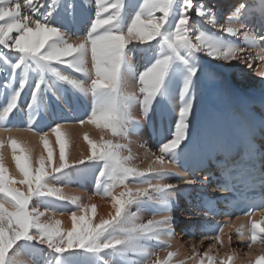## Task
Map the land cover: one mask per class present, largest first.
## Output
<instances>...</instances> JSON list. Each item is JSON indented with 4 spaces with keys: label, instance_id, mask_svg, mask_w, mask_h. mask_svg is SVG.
Here are the masks:
<instances>
[{
    "label": "snow or ice",
    "instance_id": "1",
    "mask_svg": "<svg viewBox=\"0 0 264 264\" xmlns=\"http://www.w3.org/2000/svg\"><path fill=\"white\" fill-rule=\"evenodd\" d=\"M253 15L246 0L236 4L224 22L210 6L194 0H0V94L4 97L0 132L19 130L10 120L27 96L26 130L37 133L47 152L38 156L34 166L32 149L25 143L11 135L6 141L0 139V264L29 260L32 264H171L178 252L168 251L161 259L153 248L171 247L176 194L198 183L177 166H184L201 82H215L237 65L264 81V34L253 30ZM259 15L258 31L264 33V7ZM137 56L143 62L140 70L134 63ZM177 95L179 104L174 105ZM77 100L90 105L78 123L95 125L102 134L96 141L85 132L89 155L69 162L64 118L54 122L49 131L59 146L56 164L49 133L36 124L53 102L71 107ZM166 108L176 112L173 126L156 144V151L146 149L145 156L152 160L141 168L133 163L132 138L151 139L157 134L153 117L163 116ZM259 130L264 137V119ZM6 143L21 179L9 174L3 154ZM260 147L264 149V144ZM248 150H255L254 132ZM90 168L97 169L93 195L108 199L114 209L98 222L95 204L82 203L80 196H69L57 186L73 182L74 174ZM172 177L177 183L162 182ZM260 182L264 189V167ZM223 187L228 188V181ZM64 204L76 209L70 212V228H63L59 219L42 220L49 212L55 216ZM203 207L204 215L219 214L212 200H204ZM259 210L264 216V199ZM142 211H152V218L143 219ZM256 211L249 205L245 213L249 249L257 242L264 244V220L254 219ZM245 227L229 220L201 231H218L211 239L223 246L225 228L242 236ZM214 247L209 243L201 254L194 244L186 259L195 264H232L234 254L212 255ZM254 264H264V255L257 256Z\"/></svg>",
    "mask_w": 264,
    "mask_h": 264
},
{
    "label": "bare ground",
    "instance_id": "2",
    "mask_svg": "<svg viewBox=\"0 0 264 264\" xmlns=\"http://www.w3.org/2000/svg\"><path fill=\"white\" fill-rule=\"evenodd\" d=\"M239 2H242V0H237L235 2V5ZM246 2L249 4L250 8L253 10V12L257 13V21H258V27L260 28V21L261 17L259 15L261 7H264V5H261V0H246ZM227 10V9H225ZM225 10H220L218 13H216V16L218 15H224L222 13H225ZM253 19V18H252ZM257 25V24H256ZM206 28H211L210 25H203ZM80 27L83 29L85 25H80ZM257 27V29H259ZM257 34H260L258 32ZM264 34V33H263ZM260 49H252V51L255 53L256 51H259ZM143 63V62H142ZM258 63V62H257ZM138 67V66H137ZM227 71V70H226ZM240 75L242 76V81L239 84L238 87H235L233 85H229L227 87V90L223 88L224 82H220V84L215 81H209L204 80L201 82L198 91H197V106L195 111V116L193 117V126H192V138L189 144V148L186 152V155L183 160V165L190 166L193 162H202L207 163V161H211V159L217 155L218 148L223 150L225 146L228 144L230 140V133L229 128L227 125V117L231 116L233 108L235 106H238L240 110V115H244L248 124L250 131H254L255 135H260V122L262 119H264V81L261 80L258 76L255 74H247L241 69ZM229 72V71H227ZM3 82V77L0 76V83ZM220 86H218V85ZM2 91V90H0ZM26 100L27 96L24 97V99L21 102V109H26ZM207 100V101H206ZM259 101V108L255 107L254 102ZM4 103V97L2 94H0V106H2ZM76 104V108L73 107V105ZM174 105L179 104V97L178 95L173 100ZM62 107L66 108V111L70 113L73 112V115H77V117H85L86 111H88L90 105L87 102L83 101H74L69 107L68 105L60 104L57 105L55 102L52 103L51 107L42 113L40 115V119H38L37 128L41 131H47L49 133L48 139L50 142L51 147L54 150V162L56 164L59 163V146L56 143L55 134L50 132L49 129L51 126H53V123L50 122L52 117L55 116L56 111L61 112ZM71 109H69V108ZM170 114L176 115L175 111H169L167 108L165 109ZM178 111V109H177ZM53 112V114H52ZM63 112V111H62ZM65 112V111H64ZM24 114V113H23ZM202 114L198 119L197 116ZM24 116V115H23ZM22 112L16 113L12 116L10 120V124L17 125L19 130L17 128H13L11 132L4 131L0 132V139H4L5 141L7 138L11 135L15 138H17L19 141L25 143L28 147L32 149V158H33V164L35 166L36 160L38 156L43 153L45 156L47 155V152L45 151L42 143L40 142V138L34 131H28L26 130V126L22 125L26 118H23ZM234 116V115H233ZM56 117V116H55ZM60 117V116H59ZM63 117V116H62ZM57 118V117H56ZM55 118V120H56ZM76 119V117H74ZM157 118V121L160 122L162 120V125L157 131V134L153 135L151 139L148 138L147 135L144 137H133L132 143H131V149L133 155L136 156V159L133 161V163L137 164L141 168H145L148 166V164L151 162L152 157L145 156L146 149H151V151L155 150V145L162 140L166 135L169 133V125L167 124V116L165 118V113L163 116L160 114H157L155 116V119ZM171 118V117H170ZM175 118V117H174ZM203 118V119H202ZM61 119V118H60ZM73 119V118H72ZM67 121L64 120L63 123V129L67 132L68 137L70 139V147L67 149V156L69 162L73 160H79L82 158V156L89 155V145L87 142L83 139V134L85 132L88 133L89 137L93 140L99 141V138L102 134L101 129H98L95 125L91 124H85L81 126L78 123V119L75 121ZM50 120V121H49ZM172 120V119H171ZM202 120V121H201ZM61 122V120L57 119L56 122ZM22 122V123H21ZM26 122V121H25ZM54 122V121H53ZM200 123V124H199ZM160 124V123H159ZM158 124V125H159ZM26 125V124H25ZM157 126V125H155ZM195 126H199L198 128ZM197 129V131L195 130ZM194 130L196 131L194 134ZM105 138H110L109 134L107 132L103 133ZM259 141H261V138H259ZM144 143V146L142 147L141 144ZM219 151V152H220ZM3 154H4V162L9 169V174L17 179H21L22 175L19 172V170L16 168L14 161L11 158V149L5 144L3 148ZM195 160V161H194ZM177 166V170L186 175L188 178H193L192 175H190L189 171L186 170L185 167ZM191 167V166H190ZM94 171H97L96 168H94ZM96 173L94 174L93 168H90L86 172L73 176V182L69 183L66 181L59 182L57 184L58 187H61L63 189V192L69 196L76 195L80 196L82 198V203L86 204H95L97 206V215L95 217V221L98 222L101 217L107 218L109 213H114V209L111 206V203L108 199L102 198L99 195H93L94 192V178ZM219 179H216V182H214L213 186L215 188L219 186L220 183V177L222 174H217ZM200 176V174H199ZM198 181V186H209L210 181L209 180H199V178H196ZM155 182V181H153ZM163 183H177V180L175 177L169 178L165 181H162ZM222 182V181H221ZM135 186V185H130ZM193 186V185H192ZM211 186V185H210ZM212 186V187H213ZM16 187L20 188L22 191L27 190L26 185H20L17 184ZM186 186L182 187L185 188ZM197 187L199 190L202 188ZM211 188V187H209ZM223 188V187H220ZM219 188V189H220ZM194 189V188H193ZM204 189V188H203ZM218 189V190H219ZM117 192L120 191V189H116ZM182 191V190H180ZM179 191V192H180ZM223 191L220 189V192ZM186 193V191H183L182 193L176 194V204L179 203L180 196ZM188 193V192H187ZM190 194V193H188ZM180 195V196H179ZM193 195V194H191ZM89 196H91V200H89ZM186 196V194H185ZM188 196V195H187ZM189 197V196H188ZM189 199V198H188ZM186 200V199H184ZM198 202V201H197ZM196 202V203H197ZM198 204V203H197ZM64 204L61 205L56 211L55 216H52L51 212H49L48 215L42 218V220H48V219H59L63 222L62 227L65 229H68L71 227V220H70V212L73 210H76L71 206V208H67ZM199 205V204H198ZM40 206V205H36ZM70 206V205H69ZM179 206V205H177ZM7 207V205H6ZM43 211V207L40 206ZM198 208V207H196ZM177 209L175 206L172 215L174 216V211ZM194 209V208H192ZM196 210V209H195ZM201 210V209H200ZM135 211V209H133ZM198 211V210H197ZM196 212V211H195ZM152 211H142L140 215L143 219L147 220L152 218ZM80 213L78 212V215ZM198 214V213H197ZM201 215V213H199ZM203 214V213H202ZM89 215H91V211L89 210ZM198 216V215H197ZM203 218V215H201ZM200 216V217H201ZM192 219L191 217H189ZM258 218L260 220H264V216H261V213L258 215ZM232 221H235L236 224H245V230L242 237L239 239L242 243L246 241L249 238L248 236V220L245 217H236L230 219ZM199 229V228H198ZM201 232V231H200ZM233 234H237L234 230L229 232L227 228L224 230V234L222 235L223 245L225 247L220 248L222 250L217 249L216 243L215 249L218 250V253H221V256H224L226 254V248H229L230 242H229V236ZM202 234V232H201ZM207 236V235H206ZM235 236V235H234ZM212 238V237H211ZM238 240V241H239ZM182 241V240H181ZM177 241L176 239L172 238V244L173 246L165 251L157 252L153 248V251L158 253L160 258L163 259L168 251L178 252L179 254L174 256L172 258L171 264H177L178 261H185V264H195V261L192 259H186L188 254L187 251L184 250V246H182V242ZM181 242V243H180ZM225 249V250H223ZM158 250V249H157ZM160 250V249H159ZM158 250V251H159ZM229 250V249H228ZM214 251V250H212ZM251 253V255H248V253ZM236 253V252H235ZM228 254V253H227ZM242 254V257H239V255ZM238 258H235L232 262V264H254L255 258L259 255H264V244H257L253 245L251 249H249L247 246L246 248L240 253H236ZM186 257V258H185ZM189 257V256H188ZM219 257V256H218ZM155 258V257H153ZM182 258H185L183 260ZM28 264H32V262L29 260Z\"/></svg>",
    "mask_w": 264,
    "mask_h": 264
},
{
    "label": "rangeland",
    "instance_id": "3",
    "mask_svg": "<svg viewBox=\"0 0 264 264\" xmlns=\"http://www.w3.org/2000/svg\"><path fill=\"white\" fill-rule=\"evenodd\" d=\"M237 0H194V2H197V3H205L206 5H208V6H210L211 8H212V10L215 12V13H218L220 10H225V9H227V10H225V13H222V14H224V15H221L220 16V14L218 15V19H220L221 20V22H224V19L227 17V15L229 14V12H230V10H232L233 9V7L235 6V2H236ZM257 16H258V14L257 13H255L254 12V15L252 16V18H251V23L252 24H254L255 25V29H253L254 31H256L257 33L259 32L258 30L259 29H257V27H258V21H257ZM193 19H197L196 17H195V14H193V17H192ZM257 24V25H256ZM85 27H86V25H85ZM259 28V27H258ZM260 34H263V33H260ZM134 63L138 66V70H140L141 68H142V60L140 59V57L139 56H137V57H135L134 58ZM254 67H255V65H254ZM240 69H242V71H244L245 73H247V74H254V72H253V70H249V69H247L246 67H244L243 65H237V66H235L234 68H228V69H226L227 71H229V72H227L226 70L224 71V72H222L221 73V75H220V77L216 80L219 84H220V82H224V85H223V88L225 89V90H227V87L229 86V85H233V86H235V87H238L239 86V84L241 83V81H242V76L240 75ZM242 83H243V81H242ZM218 85V84H217ZM218 86H220V85H218ZM207 101V100H206ZM254 104H255V107H257V108H259L260 106H259V101H255L254 102ZM73 107L74 108H76V104L75 105H73ZM67 108H69V107H67ZM62 109L63 110H61V112L59 113V111H56V114H55V116L57 117H52L51 119V121L50 122H52L53 124H54V122H56L57 121V119H59V120H61L60 118H62V116H63V118H64V120H66L67 119V121H72V120H74L75 118L74 117H76V119H75V121L77 120V119H79V118H81V117H77V115H73V112H71L70 111V113L69 112H67L66 111V108L65 107H62ZM69 109H71V108H69ZM63 111V112H62ZM65 111V112H64ZM21 112H22V116H23V118H26L25 119V121L27 120V117H26V109L24 110V109H21ZM18 113H20V112H18ZM24 113V114H23ZM164 113H165V118H166V116H167V122L169 121L170 122V126H169V132H170V130H171V128H172V126H173V122H174V120H175V118H176V115L174 116V114L172 115V114H170V113H168V111L167 110H164ZM52 114H53V112H52ZM202 114H200V115H198L197 116V119L201 116ZM60 116V117H59ZM171 117V118H170ZM175 117V118H174ZM55 118H56V120H55ZM73 118V119H72ZM40 119V118H39ZM172 119V120H171ZM203 119V118H202ZM153 120H154V123H155V125H157L156 126V128H157V130L160 128V126L162 125V120L160 121V122H158L157 121V118L155 119V116L153 117ZM24 120L22 121V122H24V124L22 123V125H24V126H26L25 124H26V122H25ZM39 121V120H38ZM38 121H37V123H38ZM41 121V120H40ZM39 121V122H40ZM54 121V122H53ZM78 121V120H77ZM202 121V120H201ZM59 122V121H58ZM73 122V121H72ZM169 122L167 123L168 125H169ZM160 123V124H159ZM159 124V125H158ZM200 124V123H199ZM37 125V124H36ZM37 127V126H36ZM197 126H195V128H196ZM199 127V126H198ZM197 127V128H198ZM196 131H197V129H195ZM194 130V134H195V131ZM261 136V134L258 136L259 138H261V141H262V137H260ZM263 139H264V137H263ZM155 150H156V145H155ZM93 172H94V174L96 173V171H94V168H93ZM203 174V178L202 179H207L206 177H209V175L208 174H204V173H202ZM201 176V175H200ZM210 181V180H209ZM172 183V182H171ZM211 184H209V186H207V187H212L213 186V184H214V182L212 183V182H210ZM211 185V186H210ZM196 187H200V186H198V184H196V185H193V188H196ZM204 187H206V186H202V187H200V188H204ZM213 188V187H212ZM211 188V189H212ZM203 191V190H202ZM178 193H182L181 191L180 192H178ZM177 193V194H178ZM185 194H186V196H185ZM191 194H193V195H191ZM189 197H188V196ZM180 196V195H179ZM189 198V199H188ZM184 199H186V200H184ZM199 202V200L198 199H196V197H195V195H194V191H192V193H190V194H188L187 192L186 193H184L183 195H181L180 196V199H179V203H177L175 206L177 207V209L174 211V217H175V219H176V235L173 237L174 239H176L177 241H179V239H180V241L182 242H180L181 244H182V246H184L185 248H184V250L185 251H187V254H188V256H190L191 255V253H192V250H193V245L195 244L196 245V247L199 249V251H200V253L202 254L203 253V251L204 250H206L207 248H208V245H209V243H214V240H212L211 239V235H207L208 237H209V239H204V236H206L204 233L203 234H201V230H202V228L200 227V225H202V223H203V221H202V216L201 215H203V217H205L204 216V212L202 211V210H200L201 209V207L197 204L198 202ZM197 202V203H196ZM70 204H68V205H66V207L67 208H71V205L69 206ZM177 205H179V206H177ZM196 207H198V208H196ZM192 208H194V209H192ZM42 209V208H41ZM196 209V210H195ZM198 210V211H197ZM196 211V212H195ZM193 212H195V213H198V216L197 215H195V216H193L192 215V213ZM199 213H201V215L199 214ZM203 213V214H202ZM152 215H153V213H152ZM201 216V217H200ZM189 217H193L192 219H190ZM199 228V229H198ZM192 230H196V231H194V235L192 234L193 233V231ZM201 231V232H200ZM235 235V236H234ZM242 236H240V235H238V234H233L232 233V235H231V242H230V245H229V248L227 247L226 249V253H228V254H234V259L235 258H238V256L236 255V253L238 252H242L245 248H246V246H247V244H246V241H244L243 243L239 240L240 238H241ZM201 240H203V243L201 244ZM239 240V241H238ZM171 241H172V239H171ZM218 245V246H217ZM173 246V244H172V242H171V247ZM216 246H217V249H219V250H222V249H220V248H223V247H225L224 245L223 246H221V244L220 243H216ZM215 246V247H216ZM215 247L212 249V250H214V251H211V253L210 254H212V255H216V256H221V253H218V250H216L215 249ZM159 251H158V250ZM167 249H169V248H167ZM167 249H164V248H156V249H154L155 251H157V252H160V251H165V250H167ZM229 249V250H228ZM223 250H225V249H223ZM166 252V251H165ZM236 252V253H235ZM45 253H47V250L45 249ZM187 256V257H188ZM160 257V256H159ZM239 257H242V254H240L239 255ZM186 258V257H185ZM185 258H182L183 260H185Z\"/></svg>",
    "mask_w": 264,
    "mask_h": 264
}]
</instances>
